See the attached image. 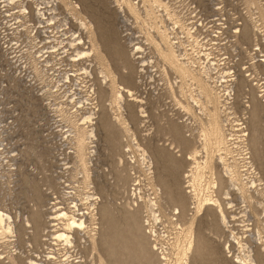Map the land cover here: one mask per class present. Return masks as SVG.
Here are the masks:
<instances>
[{
  "label": "rangeland",
  "instance_id": "1",
  "mask_svg": "<svg viewBox=\"0 0 264 264\" xmlns=\"http://www.w3.org/2000/svg\"><path fill=\"white\" fill-rule=\"evenodd\" d=\"M91 30L101 55L86 58ZM103 62L133 92L121 108ZM218 92L227 104L209 102ZM225 119L239 123L225 133L236 139L228 164L246 152L254 161L239 166L255 185L246 194L230 190L210 137ZM204 133L213 170L203 165ZM193 153L198 198H219L229 229L216 210L188 208ZM138 209L134 220L128 213ZM0 212L10 217L0 224V264H182L190 220L198 246L190 264H239L252 251L264 264V0H0ZM66 213L86 225L72 247L57 239Z\"/></svg>",
  "mask_w": 264,
  "mask_h": 264
},
{
  "label": "bare ground",
  "instance_id": "2",
  "mask_svg": "<svg viewBox=\"0 0 264 264\" xmlns=\"http://www.w3.org/2000/svg\"><path fill=\"white\" fill-rule=\"evenodd\" d=\"M125 1V0H124ZM122 3V2H121ZM154 3V2H153ZM152 3V4H153ZM129 4H130V1H129ZM129 6V5H128ZM165 7V6H164ZM168 10V9H167ZM176 13V12H175ZM150 14H152V13H150ZM179 17V16H178ZM174 18V17H173ZM186 19V18H185ZM182 22V21H181ZM183 23V22H182ZM186 25V24H185ZM93 27V26H92ZM92 27H90V29H92ZM88 28V27H87ZM189 29V28H188ZM190 30V29H189ZM93 32H92V30H91V32H89V42H90V44H91V55L87 52L86 54H85V57L86 58H90L91 56H93L94 55V53L95 52H97L98 53V44H97V40H93V34H92ZM165 34V33H164ZM249 34V33H248ZM95 36V35H94ZM96 37V36H95ZM163 38V37H162ZM96 39V38H95ZM91 40V41H90ZM97 41V42H96ZM100 41V40H99ZM114 44V43H113ZM173 44H174V42H173ZM174 46V45H173ZM172 46V47H173ZM168 47V46H167ZM171 46L170 47H168L169 49V53H168V56H169V59H175V57H174V52H173V48H172ZM138 49V48H137ZM137 49H135V51L134 52H136L137 51ZM140 50V49H139ZM177 51V50H176ZM120 53V52H119ZM93 54V55H92ZM98 55H101L100 53H98ZM123 55V54H122ZM178 56V55H177ZM96 57V56H95ZM121 57V56H120ZM126 57V56H125ZM100 58H101V56H100ZM106 58V57H105ZM105 58L103 57V61H105ZM178 59H180V58H178ZM115 60H117V59H115ZM121 60H123V59H121ZM100 61V60H99ZM101 62V61H100ZM176 62V61H175ZM263 62V61H262ZM103 64L105 65V63L103 62ZM178 64H180V63H178ZM124 66V65H123ZM122 66V67H123ZM174 66V65H173ZM172 66V67H173ZM175 66H176V68L177 69H180L182 72H183V74L184 75H186V77H191V75H189V71H188V69L186 68V67H182V66H179V65H177V63L175 64ZM186 66V65H185ZM101 67V66H100ZM110 67V66H109ZM102 68V67H101ZM103 72H101V74H103V77H104V79L105 80H110L111 81V79H112V86H113V88L115 89V96L114 95H112L113 97H114V100H115V102L116 103H118V106L119 107H117V108H121V106L123 105L122 103H123V101H124V93H126L127 95H129L130 97L131 96H133V92L131 91V89L130 88H128V87H125V86H121V84H119L117 81H116V79L117 78H115V76H113V73L112 72H106V71H104V70H106L105 68H106V65L105 66H103ZM111 68V67H110ZM174 68V67H173ZM175 69V68H174ZM194 70V69H193ZM192 70V71H193ZM108 71H109V69H108ZM175 71H177L176 69H175ZM203 77V76H202ZM103 79V80H104ZM194 80H196V81H198L199 82V84H201V85H208L209 87H210V91L212 92V90H215L213 87H215V86H211L210 84H209V82L210 81H208V80H205V79H200L199 77H197V76H195L194 78H193ZM188 80V79H187ZM203 80H204V82L205 83H203ZM186 81V80H185ZM104 84V83H103ZM111 87V86H110ZM203 86H201V92H203L202 90H203ZM205 89V88H204ZM215 91H217V90H215ZM219 93V92H218ZM220 94H222V93H219V94H217V98L216 97H214L213 95L211 96V95H208V100H209V102L210 103H212V102H214L215 103V100H218L217 102H218V104H221V106H223L222 105V100L224 99V101H226V104H227V102H229L227 99H225L224 98V96L223 95H220ZM230 94V93H229ZM111 96V95H110ZM227 96V95H226ZM230 96V95H229ZM222 97H223V99H222ZM134 100V99H133ZM136 100V99H135ZM201 100V99H200ZM200 100H198V102H199V105L203 108V103L202 102H200ZM219 101H220V103H219ZM198 102L196 101V104H198ZM213 103V104H214ZM122 104V105H121ZM114 105V104H113ZM116 105V104H115ZM197 106V105H196ZM208 108V107H207ZM224 109L223 110H225L226 109V107H223ZM206 108L204 107V109H202V111L201 112H203V110H205ZM214 109H216V108H214ZM207 110V109H206ZM257 111V110H256ZM119 112V111H118ZM219 112H222V111H220V109H219ZM254 112H255V110L253 111V114H254ZM223 113V112H222ZM122 114V113H121ZM204 114V113H203ZM232 114V113H231ZM123 115V114H122ZM219 115V114H218ZM228 115V114H227ZM204 117H205V114L203 115ZM208 118V117H207ZM230 118V117H229ZM91 119V118H90ZM123 119H124V116H123ZM89 120V119H88ZM209 120V119H208ZM113 121L116 123V122H121V115L119 116V117H116V118H114L113 119ZM219 121V120H218ZM221 121V120H220ZM124 123V122H123ZM86 124V123H85ZM239 124V123H238ZM236 125L237 127L239 126V125ZM241 124V123H240ZM232 125V126H231ZM242 125H244V124H242ZM129 126V125H128ZM235 126V124L234 123H230L229 121H227L226 119L223 121V122H220V124H219V122H217L216 123V127L214 128V127H212L211 128V134H210V137H211V140L213 139V140H215V144H217V147L219 148V151L220 152H223V153H220V155H219V157L217 158L218 159V164L220 165V167L222 168V169H224V175L227 177V179L229 180V182H230V190H233L234 188L235 189H238L240 192H242V193H244V194H246L247 192H249V191H252V188L255 186H252L253 184V182H251L249 179H248V177L247 176H245L246 174H248V173H244V171L242 170H240L239 168V166L241 165V163H244V166H242L241 165V167H248L249 165H251V167H253L254 168V161L252 160V157H251V153L249 152H246L245 154V156H243V157H241V159L240 160H242V161H240V162H238V161H235V162H231V164H228V160H227V157H228V153H230V151H231V148H230V145L231 144H233V141L234 140H236L235 138H233L234 137V134H232V133H230L228 136H230L231 138H229L225 133H228V131L229 132H233V130H234V128L236 127ZM229 127V128H228ZM244 127V126H243ZM242 127V128H243ZM86 128V127H85ZM241 128V127H240ZM239 128V129H240ZM245 128H246V126H245ZM126 129H128V128H126ZM206 129V128H205ZM230 129H232V130H230ZM125 129L123 128V131H124ZM236 130V129H235ZM234 130V131H235ZM238 130V129H237ZM241 130V129H240ZM93 131V130H92ZM129 131V130H128ZM127 131V132H128ZM86 131H85V129H80V133H81V136H79V140H78V149H79V154L80 155H84L85 156V135H86V133H85ZM241 132L243 133V135L240 137V139L242 138V140L243 139H247L248 140V138L250 137V133H249V131L247 130V129H245V130H241ZM130 133H132V131L130 132ZM90 134H92L91 132H90ZM127 134V133H126ZM255 134V135H254ZM258 129H255L254 131H253V135H254V138L256 137V142H257V139H258ZM93 135V134H92ZM226 135V136H225ZM238 135V134H237ZM90 136V135H89ZM201 136L202 137H204L203 139H202V141H203V145H204V147H203V154L202 155H207V156H205V161L203 162V165H205V167H207L208 166V164H210V163H208V159H209V157H208V155H209V153H208V148H207V141H209L208 140V137H207V135L204 133V134H201ZM239 136V135H238ZM253 137V136H252ZM239 139V140H240ZM239 140H238V142H239ZM214 142V141H213ZM236 142V141H235ZM234 147H236V146H234ZM239 149V148H238ZM143 150V152H144V155L146 154V150H144V149H142ZM235 150V149H234ZM247 150H249V149H247ZM246 150V151H247ZM178 151V150H177ZM202 152V151H201ZM196 155H198L199 154V152H196L195 153ZM148 155V154H147ZM200 155V154H199ZM247 155H250L249 157H246ZM189 156V155H188ZM198 157H200V156H198ZM240 157H238V158H240ZM189 160H193V161H195V163L197 164V169L198 170H196L197 172H196V174H192V176L190 177H187L189 180H188V184H187V186L191 189V192H189V194H192L193 195V197H192V199L194 200L193 201V203H192V205L193 206H191V205H189V210H191V212L193 213L192 215H195V214H200L202 211H204L205 209H207V210H216L218 213H219V217H220V220H221V222L223 223V227L225 228V229H229V227H231V224H230V222H229V217L227 216V213L225 212V210H224V208H223V204H222V202L220 201V199L219 198H217V199H214V198H212V197H208L206 200H205V203H203V202H201L200 201V199L198 198V189H197V183H198V177H199V175H200V167H201V165H200V163H198V161H197V157L196 156H194V153L191 155V156H189ZM253 162H252V161ZM244 161V162H243ZM251 161V162H250ZM214 163V162H213ZM195 166V165H194ZM209 166H211V170H213V166H212V164H210ZM193 167V166H192ZM152 168V167H151ZM192 170V169H191ZM245 170H247V169H245ZM205 172V171H204ZM213 173V172H212ZM242 173H243V175L244 176H242ZM251 174V173H250ZM152 176H154V175H152ZM188 176V175H187ZM211 176V175H210ZM207 177V176H206ZM215 178V177H214ZM245 179H247V182L245 181ZM153 181V180H152ZM250 182V184H248ZM212 184H213V186H214V188H216V189H218V190H223L224 188H225V182H223V180L220 182V181H218V180H215V181H213L212 182ZM247 185H249L248 187H247ZM212 186V187H213ZM247 187V188H246ZM232 188V189H231ZM256 188V187H255ZM155 189V188H154ZM208 189V188H207ZM261 189V188H260ZM158 190V189H157ZM204 190V189H203ZM206 192V191H205ZM212 192V191H211ZM160 193V192H159ZM188 193V192H187ZM157 195V194H156ZM224 195H225V198H229L230 197V191L229 190H227V191H225L224 192ZM214 196H215V194H214ZM154 199V198H153ZM159 201V200H158ZM158 201L155 199L153 202H152V204H151V209L152 210H155L156 208L158 209V206H159V203H158ZM183 202H181V200H178L177 201V204H176V207H175V211H176V214H177V211H179L178 212V214H181V212H182V214L181 215H186V213H185V209H184V207H186L187 208V202L186 201H184V200H182ZM227 204V203H226ZM170 205V204H169ZM228 205H229V207H231V204H229L228 203ZM162 206V205H161ZM163 207V206H162ZM147 208H148V210H149V205H147ZM163 209V208H162ZM108 213V210H105V213H104V215L105 214H107ZM256 213H258V212H256ZM255 213V214H256ZM94 214V213H93ZM128 215L131 217L132 216V218H134V220H137V216L139 215V209L138 210H136L135 211V213H128ZM61 216V215H60ZM63 216V218H65L66 219V217L68 218L67 219V221H68V223L66 224V232H62V233H59V234H57V239L58 240H60V241H62V242H64L67 246H70V247H72L73 245H74V241H73V236H72V234L74 233V232H79L80 230H82L83 228H85L86 227V225H85V221L84 220H76L75 218H73V216H72V219H70L69 220V215H68V213H66V214H63L62 215ZM10 217L8 216V215H4L3 213H1L0 212V224H3V226H4V224H6L5 222H6V220H8ZM258 218V217H257ZM60 219H61V217H60ZM84 219V218H83ZM193 219V218H192ZM259 219V218H258ZM96 220V219H95ZM257 220V219H256ZM260 220V219H259ZM202 221V220H201ZM10 224V223H9ZM107 224V229H112V227H111V225H110V222H107L106 223ZM259 224V223H258ZM11 225V224H10ZM194 221L193 220H190L189 221V228H188V233H189V235H190V237H191V239H190V243H189V245L186 247V248H184V253H183V261L181 262L182 264H190V261H191V259L190 258H192L194 255H195V253H196V248H198V246L196 247V240L194 239ZM199 226V225H198ZM247 227V226H246ZM97 228V227H96ZM98 229V228H97ZM89 231V230H88ZM14 232V231H13ZM259 232V231H258ZM95 234V233H94ZM92 235V234H91ZM182 235H183V233H182ZM104 236V235H103ZM181 238V237H180ZM184 238V237H183ZM260 238H261V235H260ZM261 240V239H260ZM93 241H95V239L93 238ZM262 241V240H261ZM264 241V240H263ZM259 242V241H258ZM183 243V242H182ZM199 243H197V245H198ZM260 244V243H259ZM227 247V248H226ZM240 247V246H239ZM248 247V246H247ZM63 248V247H62ZM227 249V250H226ZM195 250V251H194ZM198 251H199V249H197ZM246 250V249H245ZM260 250H261V252L258 254V256H259V258H263V260H264V246H261L260 247ZM63 251V250H62ZM227 251H228V253H227ZM225 254H226V256L227 257H229L228 256V254H230L231 252H232V250H231V247H230V244L227 246H225ZM251 253H253V251L251 252ZM251 253H250V255L248 256V258H246L245 259V257L247 256H244V259H243V262L242 263H239L240 261H238V263L239 264H260L259 262V260H258V258H257V256L254 254L253 256L251 255ZM60 254V253H59ZM114 252H108V255L111 257V258H114ZM257 254V253H256ZM163 259V258H162ZM112 260H114V259H112ZM164 260V259H163ZM240 260H241V258H240ZM58 261V260H57ZM242 261V260H241ZM62 262V261H61ZM78 262V261H77ZM169 263V262H168ZM56 264H61L60 262H56ZM101 264H107V263H104V260L103 259H101ZM156 264H167L166 262H162L161 260H156ZM180 264V263H179ZM236 264V263H235Z\"/></svg>",
  "mask_w": 264,
  "mask_h": 264
}]
</instances>
